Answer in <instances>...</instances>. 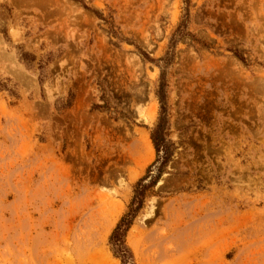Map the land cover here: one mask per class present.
<instances>
[{
    "label": "rangeland",
    "instance_id": "rangeland-1",
    "mask_svg": "<svg viewBox=\"0 0 264 264\" xmlns=\"http://www.w3.org/2000/svg\"><path fill=\"white\" fill-rule=\"evenodd\" d=\"M0 264H264V0H0Z\"/></svg>",
    "mask_w": 264,
    "mask_h": 264
},
{
    "label": "trees",
    "instance_id": "trees-1",
    "mask_svg": "<svg viewBox=\"0 0 264 264\" xmlns=\"http://www.w3.org/2000/svg\"><path fill=\"white\" fill-rule=\"evenodd\" d=\"M164 87L165 83L162 82L160 85V90H159V95H160V101L162 104V116L154 129L152 133V139L153 142L157 148L158 151H160V148L162 147V142L165 141L164 135H165V129H166V102H165V95H164ZM147 177L141 178L139 182L137 183V188L135 191V195L133 198V202L131 204L130 211L125 214L120 222L117 224L116 228L114 229L112 235H111V241L115 244L116 246V252L121 256L123 259L126 258V254L128 253V249L125 246V237L128 231V228L133 220L134 214H133V205L136 202L141 201V199L144 196V192L147 189V185L144 184V180Z\"/></svg>",
    "mask_w": 264,
    "mask_h": 264
},
{
    "label": "bare ground",
    "instance_id": "bare-ground-1",
    "mask_svg": "<svg viewBox=\"0 0 264 264\" xmlns=\"http://www.w3.org/2000/svg\"><path fill=\"white\" fill-rule=\"evenodd\" d=\"M136 115L141 119V120H146V114H145V109L144 106H137L135 110ZM153 212V202H151V205L147 209V213L145 216H148Z\"/></svg>",
    "mask_w": 264,
    "mask_h": 264
}]
</instances>
